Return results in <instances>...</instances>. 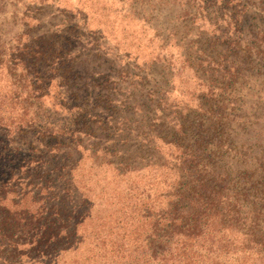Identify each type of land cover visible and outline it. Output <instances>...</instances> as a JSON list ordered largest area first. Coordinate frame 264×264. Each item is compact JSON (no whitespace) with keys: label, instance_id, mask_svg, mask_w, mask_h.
I'll return each instance as SVG.
<instances>
[{"label":"rangeland","instance_id":"374dc122","mask_svg":"<svg viewBox=\"0 0 264 264\" xmlns=\"http://www.w3.org/2000/svg\"><path fill=\"white\" fill-rule=\"evenodd\" d=\"M103 88L112 111L94 109ZM139 88L163 96L169 120H217V215L238 216V204L241 216L264 215V0H0V264H154L139 254L176 212L177 148L149 145L167 136L156 102L134 117L121 106ZM77 103L92 110L85 122ZM107 117L110 133L99 128ZM123 117L137 120L126 141ZM160 156L169 168L124 170ZM49 185L70 190L67 206ZM202 230L186 256L210 264L222 229Z\"/></svg>","mask_w":264,"mask_h":264},{"label":"trees","instance_id":"16d2710c","mask_svg":"<svg viewBox=\"0 0 264 264\" xmlns=\"http://www.w3.org/2000/svg\"><path fill=\"white\" fill-rule=\"evenodd\" d=\"M44 77V75H41L38 77V80L41 82L45 81ZM145 78L146 77H140V80L142 81ZM137 84L141 87L143 83L138 82ZM103 89L106 90H101L97 93V103L94 104V109L100 108L102 109L101 112L107 111V109L111 110V107H113L110 105L113 102L110 98L112 95L109 92L110 90L107 88ZM163 100V96H160L158 92H143V88H139L137 91L135 89L130 90L129 95H127L124 102L121 103V106H124L128 111L133 113L134 117L138 112L140 114L144 111V105H146L147 102H151V104L156 102L154 104L155 108L157 111L161 112V115L158 116L154 113L153 119L156 122L154 126L157 127V132L165 131L167 136L156 134V136L154 135L155 138H152L153 140L149 142V145L151 146L150 143H152V147L157 148L158 144L154 142L158 139L166 145L177 148L176 157L172 155V159L176 161L172 168L162 163L164 159L163 156L155 159L152 164L146 163L144 166L132 165L124 167L126 173L140 172L148 166H152L157 170L169 168L174 175L172 183L176 185L175 192L169 196L170 204L174 206L176 210L175 214L160 218L163 222V227L154 230L149 240V248L143 250L139 254V258L143 259L144 257H148L154 264H205V260L202 262L198 258L193 262L188 261L186 256L188 250L187 242L189 239H193L197 236L203 238L202 229L204 228L206 229L208 227L209 230H216L220 227L222 229V234L219 235L217 241L222 245L217 247V249H209L208 252L210 257L207 258V262L210 261V264H264V228L262 225L264 215L260 212V208L252 217L248 215L249 211L246 216L240 215L241 213L238 211L241 210V208H237L240 204H238L235 209L238 216L231 214L217 215V207L219 205L217 204V184H220L223 178L221 174L217 172L216 167L209 166L208 164L210 160L217 158V151L213 150V148H209L210 140H214L217 137V120L210 117L207 122H201L202 120H200L193 125H187V120L191 114L190 111L186 116H181L176 119L173 117L169 120L172 115L171 113H166L167 108L161 106ZM74 107L79 109L77 112L78 118L83 119V122H85V118L92 117L90 114L92 110H90V108H81V105L78 103L75 104ZM93 115L94 117H102L99 113ZM123 119L127 122V127L122 119L117 120L116 123L123 125V127H117V130H120V136L126 141L129 139L132 132L137 129L133 127V123L137 120L133 121V118L128 117H123ZM102 120L103 119H100L101 124L99 128L103 129L104 132L110 133V131L113 130L112 128L117 126L115 120L110 117L109 119L107 117V119ZM91 123L95 124L96 121H92ZM114 140L116 141L117 139L115 138ZM215 145L217 147V144ZM45 147H47V145H45ZM126 151H128V149L122 152L123 160L131 159V157L126 158V155H124ZM214 187L216 190H212ZM42 189H44V186ZM45 189H53V191H56V193L50 192V198L59 199L62 207L67 206L65 200L70 196V190L66 188V186L63 185L59 187L58 185H49L45 187ZM208 189H211L210 192L213 193L204 197L203 194L206 193ZM194 196L206 199L200 210L198 208L192 210L187 206L188 199ZM50 207L52 208L54 205ZM263 207L264 205H261V208ZM221 208H223V206H221ZM206 209H208V212H206ZM49 215H52V213L50 212ZM53 221L57 223L58 219L55 217ZM244 225H248V227L246 228ZM243 229L247 230L245 231ZM228 231H230V234ZM231 233L235 234L236 240L234 239L231 241V239L228 238L232 235ZM45 235L48 241L51 235H47L46 233ZM234 242H236L238 246L235 245L234 247H230V245L228 247L229 243L233 245Z\"/></svg>","mask_w":264,"mask_h":264}]
</instances>
